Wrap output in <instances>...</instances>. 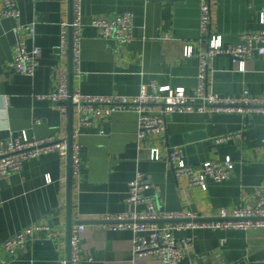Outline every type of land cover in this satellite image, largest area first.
Wrapping results in <instances>:
<instances>
[{
	"label": "crops",
	"instance_id": "crops-1",
	"mask_svg": "<svg viewBox=\"0 0 264 264\" xmlns=\"http://www.w3.org/2000/svg\"><path fill=\"white\" fill-rule=\"evenodd\" d=\"M82 43L80 75L67 55L61 54L63 25L73 19L75 0H18L21 24L30 31L21 39L28 50H42L34 77L9 68L17 35L15 21L0 22V144L10 132H25L30 139L69 140L79 127L76 108L58 110L50 95L59 90L62 75L69 77L72 90L85 96L135 97L143 85L184 89L195 95L199 86L200 0H80ZM4 0H0V10ZM212 32L223 39L225 48L236 46L245 34L263 29L264 0H211ZM134 16V40L116 52L95 19ZM70 35V32H69ZM193 56H185V48ZM245 71L229 55H219L209 64L208 89L223 98L264 99V60L254 57ZM138 116L118 112L95 121L80 138L82 171L72 174L69 156L51 153L23 164L18 174L0 182V264H60L70 251V232L86 227L82 264H163L155 255L132 256L133 235L110 231L103 226L106 216L126 212L129 185L138 171L152 184L146 196L156 197L159 208L170 213H194L213 219L223 211L255 205L256 188L264 186V114L205 113L172 114L164 145L182 148L186 163L234 162L233 176L224 183L209 182L191 188L187 180L177 181L169 162H154L147 150H139ZM243 133L219 143L229 134ZM160 139V140H159ZM161 137L151 136L145 148L162 147ZM48 177L51 183L47 182ZM144 207H138L143 211ZM34 224L50 231L38 233L18 252L13 261L4 242ZM52 232L53 235L50 234ZM178 237L191 238L187 258L181 264H264V232L242 230H188Z\"/></svg>",
	"mask_w": 264,
	"mask_h": 264
},
{
	"label": "built area",
	"instance_id": "built-area-1",
	"mask_svg": "<svg viewBox=\"0 0 264 264\" xmlns=\"http://www.w3.org/2000/svg\"><path fill=\"white\" fill-rule=\"evenodd\" d=\"M81 1L75 0L73 19L63 25L61 33V54L67 55L69 32L72 30V61L80 75L81 43H82V12ZM200 42L205 49L200 58L199 86L195 95H189L184 89L157 87L155 84L143 85L141 92L135 97L124 96H85L78 90L70 89L69 77L62 75L59 80V90L50 95H38L39 100H50L62 112H67L72 104L79 114V127L68 140H37L30 139L25 132L15 134L10 132L7 142L0 144V182L4 177L18 174L23 164L32 159L51 153L62 156L71 155L72 174L78 176L82 171L80 138L83 130L95 121L110 118L118 112H134L138 116L137 140L139 150H147L151 161L166 160L177 179L187 180L191 188L207 185L209 182L224 183L233 176L234 162L227 158L224 162H206L200 166L186 163L182 148H171L165 143L168 132V117L172 114L214 113L264 114V99L251 98L246 91L239 98H223L209 91L207 79L210 62L219 55H229L244 72L246 62L254 57L264 60V20L263 29L256 34L241 36L238 45L225 48L221 36L212 32L211 0H200ZM18 0H4L0 10V22L4 19L15 21L14 33L17 43L13 47V58L9 68L17 74L34 77L39 67L42 50L38 47L28 50L21 36L23 32L34 33L33 28L21 24ZM92 26L98 29L103 38L110 42L116 52L122 51L134 40V16L131 13L121 14L112 19H95ZM185 56L192 57V48H185ZM151 136L161 137L160 148H145ZM243 133L229 134L218 138L219 143L228 142L234 138H242ZM160 140V139H159ZM160 141V142H161ZM48 183L51 178L48 177ZM152 188L147 176L138 171L135 179L129 185L127 210L118 216H106L101 220L105 229L110 231H129L133 235L132 256L143 257L155 255L163 264H181L188 256L192 239L178 237V232L188 230H242L264 232V186L254 190L252 199L255 205L235 209L231 214L223 211L213 219H202L194 213H170L159 208L156 197L146 196ZM144 207L138 211V207ZM50 231L48 227L34 224L22 230L15 237L4 242V247L13 261L18 259V252L29 242L37 239L38 233ZM86 233L85 225L79 224L72 228L70 235V256L60 261V264H82V241ZM51 235L52 232H50Z\"/></svg>",
	"mask_w": 264,
	"mask_h": 264
},
{
	"label": "water",
	"instance_id": "water-1",
	"mask_svg": "<svg viewBox=\"0 0 264 264\" xmlns=\"http://www.w3.org/2000/svg\"><path fill=\"white\" fill-rule=\"evenodd\" d=\"M70 22H72V19L70 20ZM70 59L72 60V30H70ZM70 89H72L71 85H70ZM70 105L72 106V104H70ZM68 142L71 143V136H70ZM69 157H70V160H71V155H69ZM70 235H71V232H70ZM68 256H70V251H69V255Z\"/></svg>",
	"mask_w": 264,
	"mask_h": 264
}]
</instances>
